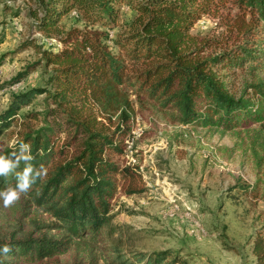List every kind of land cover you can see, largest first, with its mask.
Segmentation results:
<instances>
[{
	"label": "trees",
	"instance_id": "trees-1",
	"mask_svg": "<svg viewBox=\"0 0 264 264\" xmlns=\"http://www.w3.org/2000/svg\"><path fill=\"white\" fill-rule=\"evenodd\" d=\"M124 7L133 15L112 40L109 31ZM28 8L37 32L62 47L25 42L38 59L18 78L42 67L45 84L13 97L0 115V135L18 127L15 143L0 155L9 156L22 140L31 145L33 168L46 171L14 203L29 229L19 221L10 231L0 227V245L11 249L0 256L2 264H48L75 252L111 224L118 193L145 191L138 165L120 161L132 138L135 104L152 103L180 125L246 134L258 183L236 188L257 197L264 183V82L256 79L235 96L228 78L263 64L264 0H30ZM71 12L81 29L59 24ZM221 14L224 37L191 33L202 17ZM39 96L40 111L19 115ZM23 167L21 162L16 171ZM14 185V174L0 177V188ZM39 212L52 221L38 220ZM250 243L254 264H264V227ZM113 252L112 264L178 263L167 252L132 258Z\"/></svg>",
	"mask_w": 264,
	"mask_h": 264
},
{
	"label": "rangeland",
	"instance_id": "rangeland-1",
	"mask_svg": "<svg viewBox=\"0 0 264 264\" xmlns=\"http://www.w3.org/2000/svg\"><path fill=\"white\" fill-rule=\"evenodd\" d=\"M29 3L0 0V115L13 97L45 84L42 67L18 78L38 59L25 42L33 40L53 51L62 47L57 39L37 32L36 23L29 18ZM132 15L128 7L122 8L119 25L109 31L112 40ZM223 16L202 17L191 33L224 37ZM59 24L66 29L83 27L73 12ZM256 79L264 82V60L256 71L244 67L232 72L228 89L239 96ZM42 101L43 96H39L19 115L40 111ZM134 109L132 138L125 140L120 161L138 165L145 191L131 196L118 193L111 224L98 240L80 242L75 252L55 256L48 264H112L114 250L126 258L136 253L167 252L177 264H254L250 239L264 227V183L258 184L257 197L236 188L258 183L246 134L180 125L152 103L143 107L135 104ZM17 130L14 125L0 135V150L15 143ZM22 215L15 204L5 208L0 203L4 231L12 230L18 221L28 230L27 217ZM36 216L46 224L52 221L40 212Z\"/></svg>",
	"mask_w": 264,
	"mask_h": 264
},
{
	"label": "clouds",
	"instance_id": "clouds-1",
	"mask_svg": "<svg viewBox=\"0 0 264 264\" xmlns=\"http://www.w3.org/2000/svg\"><path fill=\"white\" fill-rule=\"evenodd\" d=\"M31 152V145L21 140L14 145V150L9 156L0 155V177H7L9 174L15 176L14 186L0 188V203L5 208L13 205L22 195L27 194L32 184L46 175L45 169L42 167L34 169L31 165L30 161L33 159ZM21 162L25 163V167L17 172L16 169ZM10 251L7 244L0 245V256H6Z\"/></svg>",
	"mask_w": 264,
	"mask_h": 264
},
{
	"label": "built area",
	"instance_id": "built-area-1",
	"mask_svg": "<svg viewBox=\"0 0 264 264\" xmlns=\"http://www.w3.org/2000/svg\"><path fill=\"white\" fill-rule=\"evenodd\" d=\"M74 13V12H73Z\"/></svg>",
	"mask_w": 264,
	"mask_h": 264
}]
</instances>
